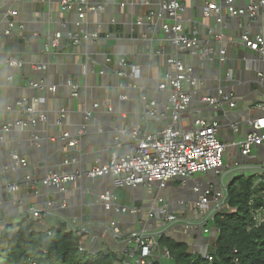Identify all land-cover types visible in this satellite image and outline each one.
<instances>
[{
    "label": "crops",
    "instance_id": "obj_1",
    "mask_svg": "<svg viewBox=\"0 0 264 264\" xmlns=\"http://www.w3.org/2000/svg\"><path fill=\"white\" fill-rule=\"evenodd\" d=\"M88 1L91 4H102L104 8L95 13L87 12L78 24L77 10H63L60 0H0V125L14 118H23L22 113L13 107L21 96L37 98L36 107L47 113L46 121L32 126L40 143H34L32 134L26 129L13 128L4 134L2 147L0 145V172L3 165L9 162V151L13 149L25 157L30 166L27 171L19 168L8 177L0 173L2 183L8 178L21 185L14 195L3 190L5 199H19L21 203H0V233L9 227L8 232L11 235L15 231L12 226L18 224L26 214H30L31 208L38 210L45 206L46 189L44 195H31L24 180L26 173L39 182L48 168L65 172L85 170L92 165L95 155H101L102 159L107 160L115 148L122 152L128 151L132 145L128 131L133 125L140 123L146 130L155 132L169 123L167 94L157 87L163 74L170 71L165 57L177 52V48L170 41V33L159 28L153 31L151 37H148V33L144 36L142 31L148 30L147 23L136 24L137 18L145 20L149 11L157 10L162 0ZM178 1L184 6L180 15L184 30H196L201 46L207 44L215 49L225 50L226 59L222 63L218 59L201 60L187 52L180 55L181 59L193 68V74L204 79V83L192 93L189 108L183 114L182 120L185 124H189L196 117L215 118L219 121L218 136L226 144L223 169L219 173L208 172L187 177L190 184L186 190L179 179L169 180L162 188L155 186L153 189H129L114 188L111 177H105L88 183L89 186L84 191L80 185L81 181H71L70 187L67 186V190L61 192L67 206L62 208V211H52L40 217L30 216L28 221H32V230L45 232L60 222L75 220L79 224L89 225L92 230L81 238L84 252L109 253L114 257L116 264H135L136 257L131 253L137 250V244L128 237L129 234L139 229L156 233L162 227L159 215L147 217V209L155 195H162L169 206L183 211V203L177 202L176 198L180 195L186 200L193 198L194 186L202 187L208 182L214 183L227 171L234 170L224 176V181L228 184L235 177V173H243L241 176L252 178V182L264 177V146L253 145L250 154L242 156L238 144L251 130L250 121L264 116V89L252 80L260 77L259 73L264 75V62L257 60L253 55L254 51L244 45L240 38L243 33L264 35V14L259 13L251 19L249 15L233 17L222 8L226 26L221 28L216 25L214 15L207 17L203 12L207 1L220 0ZM249 1L234 0V3L242 6ZM10 8L17 11L14 18L16 24L10 34L5 35L6 21L10 18L5 12ZM163 21L169 24L173 22L166 15ZM211 27L220 30L223 33L221 37L210 33ZM80 29L97 32L99 38L94 42L70 43L69 36ZM57 31H60L64 38L60 46L48 56L44 45L47 38ZM10 56L21 59L23 66H7L5 61ZM119 57H125L128 63L139 68V76L133 81L127 82L117 75L120 68ZM47 58L49 62L46 70H34L33 64L41 63ZM86 62L95 69V73H85ZM100 70L104 72L100 74ZM68 79L80 84L82 97L72 96L71 88L67 84ZM262 79L264 82V77ZM125 82L126 86H120L125 85ZM32 83H38L42 87H33ZM52 85L56 90L48 91L46 87ZM218 87L225 93L233 94V107H230L227 101L215 107L210 104L201 105V97L214 95ZM145 99H155L158 102L161 119L143 118ZM93 101L101 103V107L86 116V109H94ZM105 103L112 106V113H107ZM61 108L66 112L61 123L56 124L55 120ZM233 123L238 124L237 130L232 127ZM65 131L77 139L75 146H68L66 138L63 137ZM70 154L76 157V161L72 165L62 164L61 158ZM219 184L221 182H218ZM105 189L114 190L118 203L136 204L143 210L140 214L129 212L118 215L106 211L100 203L94 207V204L89 202L91 196H98ZM256 193L257 198L264 203V182ZM55 195L49 191L47 198L53 200ZM85 197L88 204L84 202ZM181 214L195 222L200 218L190 211ZM109 217L118 219V238H113L107 228L105 229L103 222ZM203 224L204 228H208V232H200L198 229L185 231L179 224H174L165 234L176 241L186 243L191 253H207L208 249L214 246L215 242L212 240L215 237L211 234V220H206ZM2 243H7L6 238L2 237ZM164 250L165 248L158 246L152 253L154 257H159V261H165L167 258H162Z\"/></svg>",
    "mask_w": 264,
    "mask_h": 264
},
{
    "label": "built area",
    "instance_id": "obj_2",
    "mask_svg": "<svg viewBox=\"0 0 264 264\" xmlns=\"http://www.w3.org/2000/svg\"><path fill=\"white\" fill-rule=\"evenodd\" d=\"M4 2V1H2ZM60 6L63 10H77L78 24L81 22L87 12H99L104 6L102 4H91L88 0H60ZM225 8L227 14L233 17H243L249 15L251 19L254 15L259 13L264 14V0H250L245 5L237 6L234 0H220L219 2L207 1L203 10L204 15L209 17L214 15L216 19V25L221 28L226 26L225 17L222 15L221 10ZM184 11V6L178 0H162L158 4L157 10H151L146 15L145 20L136 19V24L141 25L142 22L147 23V28L150 32L156 29H162L166 33H170V41L177 48V52L167 55L165 61L170 67V71L163 74L160 78L157 89L167 94V110L169 111V123L155 132L146 130L140 123L133 125L128 131V135L132 140V145L128 151L122 152L118 148L113 149L107 160L102 159L100 156H96L92 165L82 171L72 170L71 172H65L63 170H47L44 177L37 182L32 179L29 173L24 175V180L28 184V190H35L39 195V186L46 188L58 187L59 192L67 190L63 185L71 181L83 179H99L104 176L111 177L114 188H129L136 189L139 186L153 189L155 186L162 188L169 180L176 179L178 177H192L201 173L214 172L219 173L223 169V153L226 149V144L223 143L219 136L220 123L215 118H203L196 117L189 124H185L182 120L183 114L188 110L192 93L204 83V79L193 74V68L185 63L180 55L182 53H189L198 56L201 60L218 59L219 62H224L226 59L225 50L223 48L215 49L207 44L200 45V40L195 31H185L181 23V13ZM17 11L15 9H7L5 12L7 18V27L4 31L5 35H9L12 29L15 27V16ZM164 15L173 20L172 23L163 21ZM210 33H214L216 37H221L223 34L220 30H216L214 27L209 29ZM147 36V33H142ZM64 38L60 31L55 32L53 35L47 38L44 45L45 53L51 55V53L60 46L61 40ZM99 38L97 32H88L85 29L76 31L73 35L69 36V41L72 44L79 42L96 41ZM241 41L248 48L254 52L264 53V35H251L249 33H243L241 35ZM157 52H161L157 50ZM6 65L9 67H22L23 61L19 58L10 56L6 59ZM120 68L117 70V75L120 78H130L132 81L139 76V68L136 65L128 63L125 57H119L118 59ZM34 70L43 71L48 68L47 62H41L33 64ZM86 72L95 73V69H90ZM100 74L103 70L98 71ZM260 77H264L262 73H259ZM67 84L71 88V94L73 97H79L82 94V89L79 83H76L70 79L67 80ZM33 87H42L38 83H32ZM126 86V85H120ZM48 91H55L54 85L46 87ZM125 98L124 95H121ZM37 98H28L21 96L16 100L15 105L20 113L24 116L22 118H14L3 125H0V141L3 142L4 134L11 131L13 128L19 127L20 129H26L29 134L37 140V135L32 130V126H35L39 122L46 121L47 113L43 110H39L35 103ZM224 101L229 103L230 107L235 105L233 94L225 93L221 87H218L214 95H203L201 97V105L221 106ZM101 107V103L93 102L92 108L98 109ZM107 112L113 110L109 103H105ZM11 108V107H9ZM93 109V110H94ZM92 109H86L85 114L89 116ZM64 109H59L58 116L55 120L56 124H60L62 118L65 115ZM142 116L145 120L161 119V113L159 111V104L155 99H145L144 106L142 108ZM251 130L246 136L238 141L242 156H248L250 154L253 145L264 146V116L260 118H253L251 121ZM232 127L237 130L238 124L233 123ZM63 137L66 138L67 144L73 147L77 143V139L70 136L68 131L63 132ZM119 144V143H117ZM117 147V146H116ZM11 151V152H10ZM8 166L3 165L1 174L9 171L14 172L17 169L22 168L27 171L29 168L28 160L17 153L15 150H10ZM76 161L74 155L64 158L62 164L72 165ZM4 176V175H3ZM264 182V177L258 178L251 184L252 195L248 201L250 206V213L254 226H258L264 223V204L255 205V198H257L256 191L260 187V184ZM4 183V184H3ZM0 181V199L4 196L3 193L15 194L20 190L21 185L18 182H3ZM217 185V186H216ZM228 182L224 181L218 185L212 182L202 185V187L194 186V192H198V200L194 203L192 208L179 211L173 209L172 212H168L169 203L165 198L157 194L153 202L150 203L147 209V217L159 215L161 219V228L156 233H148L143 229L134 230L129 234V238L135 240L137 244V250L132 251L131 255H135V264H149L152 259L159 260L153 255V250L158 247L157 236L161 233H166L167 229L174 224H179L181 229H198L208 232V228L203 227V223L206 220H211V223L218 233V229L213 224L214 214L220 213L226 209L227 187ZM207 186V187H206ZM5 189V192L3 190ZM47 202L43 209L31 208V216L36 218L49 212L55 211L58 206V201L55 199L49 200L47 193L49 189H46ZM45 194V193H44ZM43 194V195H44ZM98 201L102 207L108 211L118 215L133 213L140 214L143 210L142 207L132 204L123 205L117 202V196L114 190L105 189L103 193L98 194ZM11 202L20 204L21 200L8 199ZM65 200V199H64ZM184 205V200H180ZM67 205L63 201H60L59 208H65ZM224 208V210H223ZM157 211V213H155ZM177 211V212H176ZM195 213L200 217L198 222L187 218L184 212ZM118 219L113 218L107 223L105 229L113 236L118 238L120 230L117 225ZM66 231H71L79 235H86L92 230L89 225L79 224L75 220L66 221ZM215 242V241H214ZM7 245L2 243V237L0 235V250L4 249ZM83 245L80 243L79 249L83 250ZM213 248V247H212ZM42 251H45L41 248ZM208 252L205 256H208ZM162 258H169L168 250H164ZM211 259V256H208ZM33 264H36L35 262ZM116 264V263H115Z\"/></svg>",
    "mask_w": 264,
    "mask_h": 264
},
{
    "label": "trees",
    "instance_id": "obj_3",
    "mask_svg": "<svg viewBox=\"0 0 264 264\" xmlns=\"http://www.w3.org/2000/svg\"><path fill=\"white\" fill-rule=\"evenodd\" d=\"M252 178L235 176L227 187L226 203L230 211L216 213L213 224L218 236L208 256L191 253L184 242L164 233L157 236L158 246L168 250L165 261L152 259L149 264H264V223L254 226L248 201L252 195ZM264 204L255 198V205ZM31 214H26L9 235L1 237L7 245L0 250V264H115L109 253L88 254L79 249L82 235L66 231V222L45 232L32 230ZM43 248L45 251H42Z\"/></svg>",
    "mask_w": 264,
    "mask_h": 264
},
{
    "label": "water",
    "instance_id": "obj_4",
    "mask_svg": "<svg viewBox=\"0 0 264 264\" xmlns=\"http://www.w3.org/2000/svg\"><path fill=\"white\" fill-rule=\"evenodd\" d=\"M257 18V17H256ZM88 32H92V31H88ZM142 33H148L149 35H148V37H151L152 36V34H153V32H150V30H143L142 31ZM47 54V53H46ZM48 56H49V54H47ZM254 57L257 59V60H260V61H263L264 62V53H259V52H254ZM43 62H49V60H48V58H47V60H44ZM90 69H93V68H91L90 66H89V64H88V62H86L85 63V66H84V71H89ZM126 79V81L128 82V81H131V79L130 78H125ZM253 80V82L257 85V86H260V88H262V89H264V82H263V79H262V77H256V78H254V79H252ZM127 82H125L124 84L125 85H127ZM83 95H81V97H82ZM27 97V96H26ZM20 98V97H19ZM18 98V99H19ZM17 99V100H18ZM93 102H95V101H93ZM92 102V103H93ZM14 109L15 110H17L18 111V109L16 108V107H14ZM96 109H94L93 110V112L95 111ZM113 111V110H112ZM112 111H110V112H107L108 114H110V113H112ZM19 112V111H18ZM21 118V117H20ZM22 119V118H21ZM23 119H24V116H23ZM88 121V120H87ZM17 129H19V127H16ZM27 132H29L28 130H26ZM30 138V137H29ZM41 141H39V140H36V141H34V143H40ZM30 143H32L31 141H30ZM0 145H1V147H2V142L0 141ZM13 150H15V149H13ZM69 156H71L72 157V154H70ZM97 155H95V157H96ZM99 156V155H98ZM101 156V155H100ZM64 158H66V156H64V157H62L61 158V161H63L64 160ZM9 164H8V162H6L5 164H4V167L5 166H8ZM47 170H58V169H55V168H48ZM236 170H238V169H236ZM234 170H230V171H227L226 173H224L223 174V176H221V177H219V180H217V181H215L214 182V184H217L218 182H224V176L229 172V173H231V172H233ZM11 173H16V171H14V172H9V171H5V172H3V175L5 176V177H8V176H10V174ZM243 174V173H242ZM242 174H239V173H235L233 176H238V175H242ZM105 177H108V176H104V177H102V178H99V179H104ZM176 179H179L180 181H182V183L184 184V190H186V187H187V185H189L190 184V181L188 180V178L187 177H178V178H176ZM98 179H83L82 181H81V183H80V185L82 186V191H84L85 189H87L88 188V183H90L91 181H93V182H96ZM6 182H12V180H9L8 178L6 179ZM70 183L71 182H69V183H67V185L66 184H64L63 186L65 187L66 186V188H67V186L68 187H70ZM139 187H143V186H139ZM138 188V187H137ZM136 188V189H137ZM45 189H49V191L50 192H52V193H55L56 195H55V198H56V200L58 201V206L54 209L55 211H62L63 209L62 208H59V204H60V201H61V199L63 198V195H62V193L61 192H59V188L58 187H50V188H46V187H44V186H39V188H38V191H39V194H44V190ZM90 191V190H89ZM31 195H33V196H37V194H36V191L35 190H32L31 191ZM198 195H199V193L198 192H195L194 193V195H193V198H191V199H188V200H186V199H184V196H181L180 195V197H178V198H176L177 200V202H179L180 200H184V210H187L189 207L190 208H192L193 207V205H194V203L198 200ZM7 201H10V200H7V199H5L4 198V196H2V198L0 199V203H6ZM11 202V201H10ZM47 202V199H46V197H45V200H44V203H46ZM84 202H85V204H88L87 203V201H86V197H85V200H84ZM89 202L91 203V204H94L93 206L94 207H96V204H98L99 203V201H98V197L97 196H95L94 194H93V197L91 196V199L89 200ZM101 206H102V204H101ZM226 209L224 210V211H221L220 213H225V212H229L230 211V208H229V206H228V204H226ZM173 209H174V207H171V205H170V207H169V210H168V212H172L173 211ZM155 213H157V211H155ZM110 221V217L105 221V222H103L104 224H106L107 225V223ZM199 231L201 232L202 231V228L200 227L199 228ZM215 238L212 240V242H214L216 239H217V236H218V233L215 231V229H214V227H212V233H211ZM163 248V247H162ZM212 250V247H210L209 249H208V252H210ZM207 252V253H208ZM207 253H203L202 255L203 256H205Z\"/></svg>",
    "mask_w": 264,
    "mask_h": 264
}]
</instances>
